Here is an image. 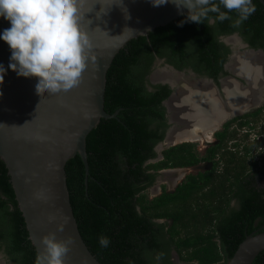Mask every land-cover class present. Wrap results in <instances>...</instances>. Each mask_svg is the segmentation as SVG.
<instances>
[{
  "label": "trees",
  "instance_id": "trees-1",
  "mask_svg": "<svg viewBox=\"0 0 264 264\" xmlns=\"http://www.w3.org/2000/svg\"><path fill=\"white\" fill-rule=\"evenodd\" d=\"M253 3L256 11L235 28L241 34L252 35L251 42L264 35V7L259 0ZM230 15L237 18L235 11ZM212 16L215 14H209ZM182 19L181 15L146 35L130 39L115 54L106 73L104 110L109 114L117 111V114L101 118L86 136L87 183L79 154L65 164L69 201L78 230L101 264H174L168 260L172 247L185 262L227 264L247 234L256 228L264 230V190L247 188L243 191L239 208L215 228L219 240L210 233L180 235L176 224L182 213L166 211L170 204L184 202L199 190L194 177L190 176L174 193L163 191L159 196L147 198L146 189L155 176L148 173V169L169 165L172 159L186 165L197 161L194 156L185 154L184 145H179L165 150L163 161L144 165L146 160L155 157L153 146L162 138V133L158 134L150 124L153 120L163 122L160 102L168 94L163 87L160 91H148L143 84L153 53L181 55L185 42H192L195 53L202 59L208 54L207 45L213 52V47H217L207 20L204 24L191 22L178 27ZM216 23L223 31L233 29L229 20ZM165 218L171 223L155 221ZM101 235L110 239L107 248H101L98 243ZM2 246L14 264H34L37 253L28 238L7 169L0 158V248ZM161 253L163 255L157 259ZM251 264H264V249Z\"/></svg>",
  "mask_w": 264,
  "mask_h": 264
},
{
  "label": "water",
  "instance_id": "water-1",
  "mask_svg": "<svg viewBox=\"0 0 264 264\" xmlns=\"http://www.w3.org/2000/svg\"><path fill=\"white\" fill-rule=\"evenodd\" d=\"M81 13V27L95 59L87 62L77 86L67 92L48 94L42 89L37 93L33 90L34 73L7 71L0 84V158L36 253L43 250L41 237L54 232L57 240L72 238L65 264H101L78 230L65 164L79 154L87 183L86 136L101 118L117 114L104 110L106 73L113 57L130 39L181 15L171 3L153 7L150 0H83ZM9 27L10 23L0 18V32ZM9 57L8 45L0 40V63L5 68ZM50 217L55 219L50 222ZM58 224L63 225L62 231L57 230ZM263 249L264 230H255L238 244L227 264H251Z\"/></svg>",
  "mask_w": 264,
  "mask_h": 264
},
{
  "label": "flooded vegetation",
  "instance_id": "flooded-vegetation-1",
  "mask_svg": "<svg viewBox=\"0 0 264 264\" xmlns=\"http://www.w3.org/2000/svg\"><path fill=\"white\" fill-rule=\"evenodd\" d=\"M262 5L264 7V4ZM234 20H229L233 29L223 31L217 25L215 17L207 19L209 32L217 47H213V52L207 45L205 51L208 54L204 55L205 58L201 59L199 54L195 53L196 49L192 45L186 46L188 42H185L181 55L154 52L149 71L143 75L146 90L160 91L163 87V90L168 91L160 102L163 122L153 120L150 124L158 134L162 133V138L153 146L155 157L146 160L144 165L163 161L164 151L179 145H184L186 155L197 158L192 164L176 163L172 159L169 165L148 169L147 172L155 176L146 192L153 193L159 189V193L154 197L163 191L174 193L190 176L198 180L199 190L202 189L206 199V196L217 194L219 190L214 200L215 212L218 214L215 228L221 226L225 219L239 208L244 190H264V119H260L264 114V35L251 42L249 37L252 35L241 34L232 26ZM257 55L262 56L261 63L256 62L260 69L252 64L250 59L251 56ZM239 66L241 70L236 71ZM161 70L171 73L174 79L157 78L156 73ZM235 93L238 95L240 109L246 110L243 113H235V110L227 112L226 117H219L216 123L214 122L211 130H207L205 125L203 127V121H211L210 114L217 113L216 115L222 116L220 106L225 109L235 107ZM192 106H201L203 111L199 112ZM255 123H259L258 127ZM189 126H193V130ZM237 128L243 133L239 137H235ZM183 129L187 130L185 134L181 132ZM170 130L179 136L176 142L167 146L165 140ZM196 141L202 144L201 148L197 147ZM167 186L170 187L169 190L166 189ZM155 221L163 222L162 219ZM213 238L219 240L218 236ZM174 251L172 247L168 260L174 264H186L180 260L176 251L177 261L173 258ZM1 255L0 264H14L5 254L3 246L0 248ZM187 264L197 262L191 261Z\"/></svg>",
  "mask_w": 264,
  "mask_h": 264
},
{
  "label": "clouds",
  "instance_id": "clouds-1",
  "mask_svg": "<svg viewBox=\"0 0 264 264\" xmlns=\"http://www.w3.org/2000/svg\"><path fill=\"white\" fill-rule=\"evenodd\" d=\"M153 7L168 3L176 7L177 13L184 19L177 23L195 22L204 24L209 14H215L219 22L232 20L231 12L237 18L232 22L234 28L246 21L255 11L253 0H150ZM83 0H0V18L8 21L10 27L0 32V40L10 50L7 68L0 63V84L10 69L20 74L34 73L33 90L42 89L48 94L67 92L80 83L82 72L88 67L91 55V43L82 30L81 6ZM187 9V14H184ZM150 31V30H149ZM187 45H195L188 42ZM2 95V93H0ZM41 198V194L37 195ZM55 217H50L49 221ZM62 231L63 225L58 224ZM43 250L36 257L34 264H65L66 254L72 238L57 240L50 232L41 237ZM101 248H107L110 239L98 237ZM163 253L157 256L160 259Z\"/></svg>",
  "mask_w": 264,
  "mask_h": 264
},
{
  "label": "rangeland",
  "instance_id": "rangeland-1",
  "mask_svg": "<svg viewBox=\"0 0 264 264\" xmlns=\"http://www.w3.org/2000/svg\"><path fill=\"white\" fill-rule=\"evenodd\" d=\"M262 65V64H261ZM263 116L260 117L261 120L264 118ZM256 127H258L259 123H255ZM239 128V127H238ZM235 129V137H239V135H242L240 129ZM261 131V130H260ZM262 132V131H261ZM197 147L202 146L200 142H195ZM200 153V151H199ZM174 162H176L174 160ZM194 169V167H193ZM190 170V169H189ZM215 187V186H214ZM167 190L170 189L169 186L166 187ZM147 198L152 199L156 194L159 193V189H157L156 192H150L147 191ZM219 194V190L217 192ZM217 194L206 196L202 193V189L199 191H195L191 198L186 201H176L173 204H170L167 208V212L171 213H182V216L180 220H178L176 226L180 230V235H186V234H208L210 233L212 236L216 237V230H215V219L218 217V214L215 212L216 210V204H214V200L217 198ZM167 220H164L167 225L171 223V220L168 218H165ZM163 221V219H162ZM173 255V258L177 261V255ZM2 258V255L0 256V261ZM187 264V262H186Z\"/></svg>",
  "mask_w": 264,
  "mask_h": 264
},
{
  "label": "bare ground",
  "instance_id": "bare-ground-1",
  "mask_svg": "<svg viewBox=\"0 0 264 264\" xmlns=\"http://www.w3.org/2000/svg\"><path fill=\"white\" fill-rule=\"evenodd\" d=\"M247 55H249V54H247ZM238 57V56H237ZM252 58H250L251 60H252V64H255L256 65V67L257 68H261L258 64H256V62L258 63L259 61H260V63H261V57L262 56H260V57H258V55H257V57L256 56H251ZM246 59V58H245ZM250 60V61H251ZM237 63V62H236ZM236 63H235V65H236ZM239 63V62H238ZM243 64V63H242ZM239 65H240V63H239ZM237 68V67H236ZM243 68V67H242ZM251 70H252V68H250ZM236 71H239V70H241V67L239 66V68L238 69H235ZM168 72V71H167ZM166 71H160V72H157L156 73V77L157 78H161V79H167V78H169V79H174V76L170 73H167ZM256 73H257V71H255ZM251 73H252V71H251ZM249 74V73H248ZM262 74V73H261ZM254 75V74H253ZM255 77V76H254ZM176 78V77H175ZM181 79H183V78H181ZM249 80V79H248ZM197 86V85H196ZM201 87V86H200ZM237 87V86H236ZM204 89L206 90L207 88L206 87H204ZM253 89V88H252ZM251 89V90H252ZM205 90H202V91H205ZM237 94L235 93V104H234V108H230V109H225V107L223 106H220V109H221V114H222V116H220V115H216L217 113H214L213 115H211L210 114V120L211 121H203V127H204V125H205V127L207 128V130H211L212 129V127L214 126V122L215 121H217V119H219V117L221 118V117H226L227 116V112H233L234 110H235V113L236 112H239L241 109H240V107L239 106H241L240 104H238L239 103V101H238V98H237ZM233 101V100H232ZM241 103H242V101H241ZM231 104V103H230ZM247 104V103H246ZM200 107L201 106H199V107H193L192 106V108L193 109H197L199 112H202L203 111V109H200ZM219 107V106H218ZM204 108V107H203ZM203 116V115H202ZM200 120H201V118H200ZM205 120V119H204ZM216 123V122H215ZM196 126V125H195ZM209 126H210V128H209ZM190 127V129L191 130H193V126H189ZM177 129V128H176ZM184 130V131H183ZM181 132H182V134H185L184 132H187V130L186 129H183ZM188 131H189V129H188ZM177 132H179V131H177ZM191 132V131H190ZM210 134V133H209ZM178 136H179V134L178 133H175V132H173V130H170V132H169V135H168V137H167V139L165 140V143H174V142H176L175 140L178 138ZM206 136H207V134H206Z\"/></svg>",
  "mask_w": 264,
  "mask_h": 264
}]
</instances>
